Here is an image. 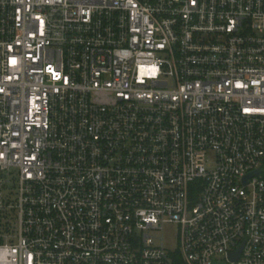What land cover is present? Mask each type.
I'll return each mask as SVG.
<instances>
[{"label":"built area","instance_id":"obj_1","mask_svg":"<svg viewBox=\"0 0 264 264\" xmlns=\"http://www.w3.org/2000/svg\"><path fill=\"white\" fill-rule=\"evenodd\" d=\"M222 261L264 264V0H0V264Z\"/></svg>","mask_w":264,"mask_h":264},{"label":"rangeland","instance_id":"obj_2","mask_svg":"<svg viewBox=\"0 0 264 264\" xmlns=\"http://www.w3.org/2000/svg\"><path fill=\"white\" fill-rule=\"evenodd\" d=\"M5 200L7 203H13L15 204L16 199V193L11 192L10 190H5ZM12 220L10 221V225L14 223L13 218L15 217V214H11ZM8 219H10L8 217ZM8 231L10 234H12V238L10 239V242L16 243L18 241L17 239V231H14V228L11 229V226H9ZM154 235L157 236H163L164 238V244L167 248V250L173 254H176L179 252V225L177 223H166L162 230L153 232Z\"/></svg>","mask_w":264,"mask_h":264},{"label":"water","instance_id":"obj_3","mask_svg":"<svg viewBox=\"0 0 264 264\" xmlns=\"http://www.w3.org/2000/svg\"><path fill=\"white\" fill-rule=\"evenodd\" d=\"M249 176H251V175H249ZM249 176L246 177V180L248 179ZM241 249H242V247L237 252L231 253V255H230L231 258L234 260H237L239 257V254L241 252ZM213 264H226V263L222 261V262H213Z\"/></svg>","mask_w":264,"mask_h":264}]
</instances>
